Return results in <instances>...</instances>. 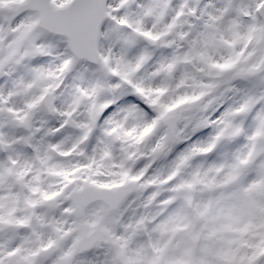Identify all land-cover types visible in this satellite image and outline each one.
<instances>
[{
    "label": "rangeland",
    "instance_id": "obj_1",
    "mask_svg": "<svg viewBox=\"0 0 264 264\" xmlns=\"http://www.w3.org/2000/svg\"><path fill=\"white\" fill-rule=\"evenodd\" d=\"M25 1L0 0V132L30 114L46 134L99 130L89 164L108 169L111 184L141 182L117 215L138 233L136 264H264V39L255 8L218 0L187 32L183 6L195 0H142L125 38L104 30L94 67L76 61L66 39L37 30L36 14L15 18ZM44 92L54 94L53 119L37 107ZM170 115L180 118L173 136L160 126ZM112 131L119 146L106 138ZM185 228L194 231L192 252Z\"/></svg>",
    "mask_w": 264,
    "mask_h": 264
},
{
    "label": "flooded vegetation",
    "instance_id": "obj_2",
    "mask_svg": "<svg viewBox=\"0 0 264 264\" xmlns=\"http://www.w3.org/2000/svg\"><path fill=\"white\" fill-rule=\"evenodd\" d=\"M141 1L108 0L109 21L103 24L100 39L111 25L109 35L113 39L125 38L124 30L130 31L126 26H132ZM217 1L195 0V8L191 3L190 7L184 5L186 31L191 32L202 17L200 8ZM228 4L251 6L256 11L264 0H228ZM191 11L196 12L194 19L189 16ZM120 16L125 21H119ZM210 29L217 30L214 26ZM182 37L184 44L188 35H181L180 41ZM164 38H170V34ZM9 121V128L0 132V264H102L103 260L118 264V256L124 264H136L138 233L120 225L122 219L117 215L139 193L125 199L112 213L101 202L75 212L70 200L87 185L113 190L129 181L111 184L108 169L96 170L89 164L91 155L101 149V140L96 139L100 131L90 130L82 136L75 130H50L46 134L33 128L30 116L22 122L17 118ZM64 138L71 146V153L65 156L69 159L61 154ZM106 138L110 141L109 135ZM96 142L100 144L94 147ZM64 161L70 164V179H64ZM79 248L87 250L79 252Z\"/></svg>",
    "mask_w": 264,
    "mask_h": 264
},
{
    "label": "water",
    "instance_id": "obj_3",
    "mask_svg": "<svg viewBox=\"0 0 264 264\" xmlns=\"http://www.w3.org/2000/svg\"><path fill=\"white\" fill-rule=\"evenodd\" d=\"M106 4L107 0H73L66 8L54 9L49 0H29L26 4L21 5L14 12V15L20 16L28 11L36 12L39 16L36 28L48 34L67 39L77 60L88 62L91 65H98L100 63L97 51L99 33L101 26L108 19ZM259 14L262 20V36L264 38V7L261 8ZM190 16L194 18L195 13H191ZM43 105L52 113L50 95L46 96ZM177 122V117L171 116L164 120L161 125L168 128L169 133L172 135ZM112 136L115 142L118 143L119 139H117L116 134L113 133ZM185 165L186 162H183L179 168L184 169ZM133 185L135 183H129L127 187L131 188ZM127 187L118 188L114 192L103 193L97 191L98 195L92 196L90 201L81 199L84 202L83 206L86 207L88 204L101 201L109 206L110 211H113L118 208L126 196L136 191L135 188L125 191L124 189ZM84 193L86 194L87 190L82 192V194ZM71 198L73 199V196ZM182 233L192 249L194 243L193 232L184 230Z\"/></svg>",
    "mask_w": 264,
    "mask_h": 264
}]
</instances>
